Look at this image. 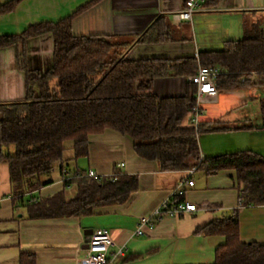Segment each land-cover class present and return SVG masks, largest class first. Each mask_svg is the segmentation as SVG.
<instances>
[{
  "label": "crops",
  "instance_id": "obj_1",
  "mask_svg": "<svg viewBox=\"0 0 264 264\" xmlns=\"http://www.w3.org/2000/svg\"><path fill=\"white\" fill-rule=\"evenodd\" d=\"M11 1L14 0H0V7ZM17 1L12 11L0 12V36L19 35L33 25L57 23L74 16L75 35L114 36L132 44L129 56L136 59L198 58L202 52L222 50L228 41L242 40L247 29L264 28V0H217L214 5L198 9L192 20L174 19L188 0H102L80 13L94 0ZM163 23L170 27V39L157 41V31L161 30L164 38L168 32L162 28ZM154 24H158L155 32ZM53 53L54 39L50 34L0 48V104L26 99L27 71L48 73ZM190 81L185 75L171 74L155 81L154 92L160 97H182ZM263 98L264 87L252 85L220 88L216 98L204 102L199 124L222 121L231 129L201 134L202 158L240 151L264 156V129L260 128ZM189 120L195 123L194 115L187 117L186 124ZM251 125L254 127L233 129ZM73 146V141L67 143L66 157L75 155ZM14 149L10 146L5 152ZM123 162L125 166L120 167ZM90 170L101 176L113 175L118 170L136 175L139 188L126 202L95 208L93 214L29 217V203L63 190L73 195L75 186L67 187L65 180ZM192 170L195 185L186 186L185 196L199 210L179 217L164 216L153 229L146 227L143 235H137L141 219L155 217ZM65 172L63 176L57 170L52 182L20 196L12 184L8 161L0 159V264H21L24 254L34 256L36 264H81L86 241L98 227L111 231L116 242L112 253L125 247V255L118 257L115 264H212L225 237L199 232V228L235 211L239 215L241 239L264 244V202L243 204L242 184L235 170H164L159 161L141 156L132 138L107 129L91 136L88 153L70 159Z\"/></svg>",
  "mask_w": 264,
  "mask_h": 264
},
{
  "label": "trees",
  "instance_id": "obj_2",
  "mask_svg": "<svg viewBox=\"0 0 264 264\" xmlns=\"http://www.w3.org/2000/svg\"><path fill=\"white\" fill-rule=\"evenodd\" d=\"M100 1L94 0L78 13ZM17 2L5 4L0 12L12 11ZM216 2L202 0V6ZM73 18L33 25L15 36H0V48L45 34L54 39L53 65L48 73L41 75L28 70L27 98L0 104V159L9 163L17 194L23 196L52 182L57 170L66 176L69 160L88 153L92 135L114 129L132 138L137 152L159 161L164 170L195 167L207 173L235 170L242 184L243 204L264 202V156L240 151L203 159L201 134L231 128L222 121L197 126L189 120L186 124L187 117L195 113L197 86L192 77L198 72L199 63L220 67L222 73L216 80L219 90L264 87V28L247 29L242 40L228 41L222 50L205 51L198 58L136 59L129 56L132 44L114 36L75 35ZM161 26L168 32L164 38L162 31H157L160 36L157 41L169 40L170 27L164 23ZM153 27L155 32L158 24ZM171 74L190 78L185 96L160 97L154 92L155 81ZM260 112L263 121L260 128L264 129V98ZM72 141L75 155L68 158L67 143ZM10 146L15 147L14 152H5ZM45 177L50 181L45 182ZM65 184L75 186L72 196L63 190L33 201L28 206L29 217L93 214L95 208L126 202L139 188L136 175L119 170L101 178L76 176L66 179ZM175 200L185 201L186 196H177ZM199 232L225 237L212 264H264V244L241 239L238 211L215 219L199 228ZM21 264L36 261L34 256L24 254Z\"/></svg>",
  "mask_w": 264,
  "mask_h": 264
},
{
  "label": "built area",
  "instance_id": "obj_3",
  "mask_svg": "<svg viewBox=\"0 0 264 264\" xmlns=\"http://www.w3.org/2000/svg\"><path fill=\"white\" fill-rule=\"evenodd\" d=\"M202 7V0H188L187 6L182 11L174 14L175 20H192L195 12ZM222 73L220 67H209L201 65L198 72L192 77V81L197 86V102L194 113L195 125L199 124V115L201 113V106L204 102L216 98L219 95V88L217 86V77ZM120 167H124L125 163H120ZM194 170L191 171L190 177L182 181L175 189L173 197L156 211L155 217H144L140 221V225L136 230L137 235H143L145 228L153 229L158 219L164 216L179 217L187 213H195L199 210L196 203L190 201H176L177 196L186 195V186H194L195 181L192 177ZM77 176H88L92 178H101L94 170L87 173L79 172ZM116 242L112 236L111 231L106 227H98L88 237L84 255L81 257V264H115V260L125 255V247H118L115 252H111Z\"/></svg>",
  "mask_w": 264,
  "mask_h": 264
},
{
  "label": "rangeland",
  "instance_id": "obj_4",
  "mask_svg": "<svg viewBox=\"0 0 264 264\" xmlns=\"http://www.w3.org/2000/svg\"><path fill=\"white\" fill-rule=\"evenodd\" d=\"M69 194H71V195H72V192H71V191H69Z\"/></svg>",
  "mask_w": 264,
  "mask_h": 264
}]
</instances>
